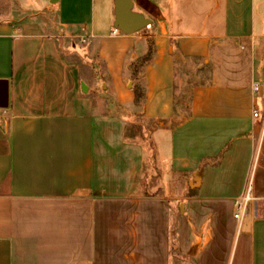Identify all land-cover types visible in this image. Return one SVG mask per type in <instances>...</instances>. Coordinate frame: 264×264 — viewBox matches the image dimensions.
<instances>
[{
  "label": "crops",
  "instance_id": "obj_1",
  "mask_svg": "<svg viewBox=\"0 0 264 264\" xmlns=\"http://www.w3.org/2000/svg\"><path fill=\"white\" fill-rule=\"evenodd\" d=\"M25 1L41 10L0 13V264H173L175 227L180 264H264V64L195 86L176 120L178 57L264 40L256 1L133 0L152 24L132 35L114 0ZM151 49L138 108L130 66Z\"/></svg>",
  "mask_w": 264,
  "mask_h": 264
},
{
  "label": "rangeland",
  "instance_id": "obj_2",
  "mask_svg": "<svg viewBox=\"0 0 264 264\" xmlns=\"http://www.w3.org/2000/svg\"><path fill=\"white\" fill-rule=\"evenodd\" d=\"M258 12V20L264 27V0H255ZM98 3V2H97ZM17 10V11H16ZM41 10L37 7L36 3H28L25 0H0V13L7 15L6 18H10V15L14 14L16 18L28 19L34 12ZM136 11V10H135ZM15 12V13H14ZM55 13L42 10L40 19L53 25L56 22ZM145 28L144 30L148 29ZM243 45V44H242ZM255 51L256 54L255 55ZM257 59L264 64V40L255 41L253 44L246 49L242 50L240 45L237 43H230L224 47H220L217 51L213 52L211 60L205 63L203 60L197 58H187L180 56L177 60V97H176V120H183L187 117L188 110L192 101V93L195 86H206L212 82L223 83V84H240L246 81L250 72L252 71L251 63ZM100 70H103V65L98 63ZM139 122V120H137ZM150 128V126H149ZM128 134L143 139L148 132L143 130V127L138 124L134 125L128 130ZM167 157L161 156V160L165 162ZM179 180V181H178ZM178 180H174L179 185L182 184L187 186V179L183 175ZM168 181V180H167ZM141 192L145 196L150 195L149 193L157 192V187L160 184V180L157 178H149L147 175L141 179ZM178 212V208H176ZM170 236L171 255L173 257V264H180L181 259L178 257L177 249H173L172 243L175 239V230ZM155 264H159L156 262Z\"/></svg>",
  "mask_w": 264,
  "mask_h": 264
},
{
  "label": "water",
  "instance_id": "obj_3",
  "mask_svg": "<svg viewBox=\"0 0 264 264\" xmlns=\"http://www.w3.org/2000/svg\"><path fill=\"white\" fill-rule=\"evenodd\" d=\"M59 0H51V3H57ZM115 6V21L114 28L119 32L132 35L144 30L152 24V20L147 18L143 13L134 10L133 0H114ZM6 85L7 96V82L0 80V92ZM83 92H87L88 88L85 83H82ZM7 106V102L6 105ZM0 106V107H5Z\"/></svg>",
  "mask_w": 264,
  "mask_h": 264
},
{
  "label": "trees",
  "instance_id": "obj_4",
  "mask_svg": "<svg viewBox=\"0 0 264 264\" xmlns=\"http://www.w3.org/2000/svg\"><path fill=\"white\" fill-rule=\"evenodd\" d=\"M151 61H152V49L149 51L147 55L140 58L136 62L132 63L130 66L132 69V75H131V79L133 81L132 89L135 94L134 104L138 108H143V103L146 95L145 84L143 79L141 78L142 69ZM172 247L173 249L175 248L176 250L175 239L174 242L172 243Z\"/></svg>",
  "mask_w": 264,
  "mask_h": 264
},
{
  "label": "built area",
  "instance_id": "obj_5",
  "mask_svg": "<svg viewBox=\"0 0 264 264\" xmlns=\"http://www.w3.org/2000/svg\"><path fill=\"white\" fill-rule=\"evenodd\" d=\"M259 85L258 84H255L254 86H253V91L255 92V93H258L259 92ZM260 115H261V113H260V111H259V109L258 108H255L254 110H253V117L255 118V119H258V118H260ZM3 122V119L1 118V116H0V124ZM263 131H264V123H263ZM184 166L185 167H188L189 166V163L188 162H185L184 163ZM251 196L249 195V194H247L246 196H244V197H242V198H240V199H238L236 202H235V214H234V218L235 219H237V220H239V219H241V215H242V213H243V211L246 209V206L248 205V203L251 201Z\"/></svg>",
  "mask_w": 264,
  "mask_h": 264
}]
</instances>
